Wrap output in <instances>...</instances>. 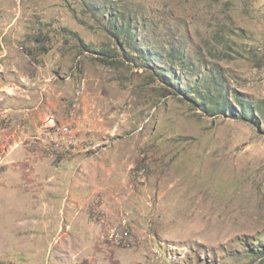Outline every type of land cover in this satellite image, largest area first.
Here are the masks:
<instances>
[{
  "label": "rangeland",
  "instance_id": "obj_1",
  "mask_svg": "<svg viewBox=\"0 0 264 264\" xmlns=\"http://www.w3.org/2000/svg\"><path fill=\"white\" fill-rule=\"evenodd\" d=\"M2 1L42 78L0 115V264H264V0Z\"/></svg>",
  "mask_w": 264,
  "mask_h": 264
},
{
  "label": "crops",
  "instance_id": "obj_2",
  "mask_svg": "<svg viewBox=\"0 0 264 264\" xmlns=\"http://www.w3.org/2000/svg\"><path fill=\"white\" fill-rule=\"evenodd\" d=\"M15 14H18V8L15 7ZM11 14V7L6 2L0 0V103L6 101V109L0 110V115L2 112L11 113L14 117L19 118V116H25L26 109L21 107L22 93L28 91L27 89H35L33 84L40 75L35 76L33 78H29L30 76H22L21 70L19 67V63L23 62L25 65L26 59L21 56L22 53L17 49V44L22 38V28L18 25L19 21L16 18V15ZM17 24V25H16ZM28 57H32L29 53H27ZM33 58V57H32ZM24 82L23 85L19 83V81ZM23 104V103H22ZM40 102L37 103V108L40 107ZM15 106V107H14ZM30 118L26 119L24 122H15L16 127L12 129H5L4 134L6 137V146H9L7 152L10 151V148L16 146L21 143V139L18 141L15 136L16 133H44L36 125V116L33 114H29ZM52 121L50 122L51 126ZM36 125V126H35ZM53 131V130H52ZM42 141V137H41ZM5 151V152H6ZM13 151V150H12Z\"/></svg>",
  "mask_w": 264,
  "mask_h": 264
},
{
  "label": "trees",
  "instance_id": "obj_3",
  "mask_svg": "<svg viewBox=\"0 0 264 264\" xmlns=\"http://www.w3.org/2000/svg\"><path fill=\"white\" fill-rule=\"evenodd\" d=\"M102 8L104 9L105 7L102 6ZM99 9H96V12H99ZM107 18H109V27L110 30L113 34V36L121 43L120 46H127V48H129L128 46L133 45V43H135V40H133V36L131 35L133 33L132 30V21L130 16L126 15L125 12H122L120 10H117L116 13L114 12H110L109 15H107ZM173 51V50H172ZM177 52V50H174V53L170 52L169 55L173 56L172 59L174 58V60H178L179 57L177 55H175ZM143 54V53H142ZM141 54V55H142ZM109 55L108 52L104 53L102 55V57L99 59L100 62H102L103 64H106L108 66H112L113 63L109 62L108 59L113 57ZM139 58H143L144 60H148V57L146 58L145 56H140ZM162 75L165 76V74L161 73ZM161 74H158V76H161ZM193 94H198V92H193ZM220 91L218 93H209L206 94L205 96L202 94H198L197 99L200 100L201 105L204 106V108L206 107V111L209 112V114L211 115H216V114H224L227 113L229 111V114L233 117H238L241 118L242 120H254L251 119L253 118V111H251L250 106L248 105V103L246 102H241L239 103V110L235 111V110H231V108L226 104V102L224 100H222V98H220ZM239 100V99H238ZM207 102V103H206ZM209 110V111H208ZM260 113V117H264V113L259 110ZM258 120V119H257ZM255 122V121H253Z\"/></svg>",
  "mask_w": 264,
  "mask_h": 264
},
{
  "label": "built area",
  "instance_id": "obj_4",
  "mask_svg": "<svg viewBox=\"0 0 264 264\" xmlns=\"http://www.w3.org/2000/svg\"><path fill=\"white\" fill-rule=\"evenodd\" d=\"M58 132H60V133H58ZM58 132L55 133V134H56V135H60V134H62V135H67V134H69V133H68L67 126H66V127L62 126V127L59 129Z\"/></svg>",
  "mask_w": 264,
  "mask_h": 264
}]
</instances>
